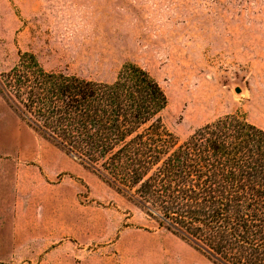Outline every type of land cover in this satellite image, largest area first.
<instances>
[{
    "label": "rangeland",
    "instance_id": "374dc122",
    "mask_svg": "<svg viewBox=\"0 0 264 264\" xmlns=\"http://www.w3.org/2000/svg\"><path fill=\"white\" fill-rule=\"evenodd\" d=\"M131 64L181 142L227 116L264 129V0H0V264H215L23 119L40 70Z\"/></svg>",
    "mask_w": 264,
    "mask_h": 264
},
{
    "label": "trees",
    "instance_id": "16d2710c",
    "mask_svg": "<svg viewBox=\"0 0 264 264\" xmlns=\"http://www.w3.org/2000/svg\"><path fill=\"white\" fill-rule=\"evenodd\" d=\"M27 82L19 104L41 136L215 264H264V129L227 116L181 142L161 86L133 64L112 83Z\"/></svg>",
    "mask_w": 264,
    "mask_h": 264
}]
</instances>
